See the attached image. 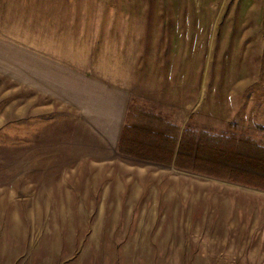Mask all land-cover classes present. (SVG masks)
<instances>
[{
    "label": "rangeland",
    "instance_id": "obj_1",
    "mask_svg": "<svg viewBox=\"0 0 264 264\" xmlns=\"http://www.w3.org/2000/svg\"><path fill=\"white\" fill-rule=\"evenodd\" d=\"M87 82L131 104L126 127L152 112L264 148V0H0V264H264V188L119 147L146 182L129 194L97 175L102 142L53 158L66 127L46 142L39 107Z\"/></svg>",
    "mask_w": 264,
    "mask_h": 264
},
{
    "label": "trees",
    "instance_id": "obj_2",
    "mask_svg": "<svg viewBox=\"0 0 264 264\" xmlns=\"http://www.w3.org/2000/svg\"><path fill=\"white\" fill-rule=\"evenodd\" d=\"M132 114L122 135V154L173 164L176 168L190 172L226 177L245 185L264 188V148L257 147L246 139L239 141L234 136H215L207 131L186 129L181 133L177 125L162 121L152 112L143 113L140 118ZM138 118L144 123L141 130L133 123ZM246 143H249L251 155L246 152ZM236 146L242 151V162L232 158ZM244 162L246 165L242 166Z\"/></svg>",
    "mask_w": 264,
    "mask_h": 264
},
{
    "label": "crops",
    "instance_id": "obj_3",
    "mask_svg": "<svg viewBox=\"0 0 264 264\" xmlns=\"http://www.w3.org/2000/svg\"><path fill=\"white\" fill-rule=\"evenodd\" d=\"M77 88H80V86ZM81 88L82 98H80L78 102L67 100L65 103H62L63 108L60 106L61 104L56 106L55 103L39 107L41 137L44 133L43 130H46L44 134L46 138L50 137L46 142L55 145L56 142L62 141V138H56V134L52 136L50 134L48 135V128L66 127L65 132L67 134H64V142L68 143L71 147L70 153L68 154L66 150L67 153L65 151L62 154H56L53 158H75V160L77 159L79 162L84 158V160L87 159V161L90 162L94 156L91 150L93 147H96L95 145L98 142H102L103 147L109 150L108 153L107 151L104 153L108 156H110V154L112 155V157L104 160V164H99V167H97V175L101 174L109 179L105 184V188L123 187L125 192L131 194L134 193L136 188L140 185L142 190L145 191L146 182L142 179H137L136 171L139 167H137L136 164L125 166L121 162H118L119 156H122L119 152V147L123 131L126 127L131 104H127L118 98L107 96L106 87L101 89V87L98 86V90L95 92L94 96L96 98L94 100L90 98L91 87H89V83L81 84ZM74 90L75 88L73 92ZM67 91L70 92L71 90ZM40 93L43 95L42 91H39V94ZM45 94L52 95L47 92ZM59 107L61 110L58 109ZM67 110H71L72 113ZM64 111H67V114H65ZM42 113L50 114L52 119L44 114L42 116ZM170 123L174 124L172 121ZM76 169L77 171H75V173H78L79 170L78 168ZM140 169H142V167ZM130 170L135 174L131 176L128 174L126 175V179H123L122 172L125 171L128 173ZM100 177L101 176H98V179ZM105 193L106 192H103V194Z\"/></svg>",
    "mask_w": 264,
    "mask_h": 264
}]
</instances>
